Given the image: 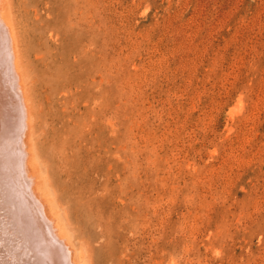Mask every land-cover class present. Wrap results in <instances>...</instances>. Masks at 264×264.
<instances>
[{
	"label": "rangeland",
	"instance_id": "374dc122",
	"mask_svg": "<svg viewBox=\"0 0 264 264\" xmlns=\"http://www.w3.org/2000/svg\"><path fill=\"white\" fill-rule=\"evenodd\" d=\"M14 12L32 163L80 264H264V0H14ZM5 179L0 264H55L48 224Z\"/></svg>",
	"mask_w": 264,
	"mask_h": 264
},
{
	"label": "bare ground",
	"instance_id": "6f19581e",
	"mask_svg": "<svg viewBox=\"0 0 264 264\" xmlns=\"http://www.w3.org/2000/svg\"><path fill=\"white\" fill-rule=\"evenodd\" d=\"M14 15H15L14 0H0V87H1L0 88L1 89L0 94L3 96L2 99H7L8 105L10 104L9 111H6L8 108L7 105H6V107L5 106L2 107V105L0 104L1 105L0 106V110H1V113H0V179L3 180V178L5 179V177L7 178V179H5V181L8 179L9 180L11 179L13 182L12 184L15 183V187H18L17 189L15 188L16 191L18 190L17 193L21 194V195L19 194L21 196V198H22V195L25 197V199H26L25 201L27 202V205H29L27 207H29V210H30V208L32 210V212H29V213L27 212V214L29 215L28 219L29 218L32 219L31 221L33 223L30 221L32 224H34V225L37 224V222L34 223L37 220H40L41 222H43L46 225L48 224L47 225L48 226L47 231L52 233L51 234L52 238L49 237L50 238L49 242L51 243V247L56 248V250L59 251V252L58 251H56V252L60 253V257H58L57 259L55 258L56 260L55 259L53 260L54 257L52 258L49 255L50 254L49 253L48 255L52 258V261H55V264H80V262L76 259L77 257L74 254V251L72 249V246L70 245L69 240L67 241L65 236L62 234V232L59 231L58 220L52 214V212L49 210L48 203L46 202L47 200L45 199L44 194L42 193V191L40 189V183L37 179V176H36V173L34 170V165L32 163V149L30 148L29 143H30V139H31L30 138L31 134L34 133V127H37L36 124H34L35 122H37V120H36V118L35 119L33 118L35 116V113H34V109H33L34 104L30 101L32 99L28 98L29 97V95H28L29 90L27 91V88H29V87H27L28 85L26 83V78H28V77H26L27 69H26V64L24 62V58H23L21 41H20V37H19L18 31L16 28L17 25H16V20L14 18L15 17ZM2 101H4V100H1V102ZM28 116L31 117V120L27 121ZM33 121H35V122L33 123ZM2 145H3V147H2ZM3 175L5 177H3ZM1 183H3V182H1ZM4 184H6V183H4ZM12 188H13V186H12ZM8 190H7V192H8ZM6 194H8V193H6ZM18 198L19 197H17V199ZM14 199H16V198L13 197V201H15ZM5 200H6L5 202H7V199H5ZM19 201H18V203L20 204ZM12 202H9V203H12ZM23 203L25 204V202H23ZM14 204L16 205V203H14ZM24 204H22L21 206H23ZM15 208H17V207L15 206ZM20 210H22V209L20 208ZM25 210H27V208ZM21 212H19V213H21ZM12 213H13V211H12ZM16 214H18V212ZM14 215H15V213H14ZM18 215H21V214H18ZM10 216H12V215H10ZM5 217H6V215H5ZM20 217H22V216H20ZM25 217H26V215H25ZM10 218L12 220V217H10ZM13 220H15V219H13ZM20 220H22V219H20ZM27 220L25 219V221H27ZM30 222H29V224H30ZM1 223H2V221H1ZM39 224H40V222H39ZM16 226H17V224H16ZM23 226H24V224H23ZM31 226L32 225H30V228L33 229L34 227H31ZM41 226H44V225L42 224ZM3 227H5V226L3 225ZM19 227H17V228H19ZM14 228H16L15 225H14ZM24 228H25V226H24ZM41 228H44V227H41ZM37 229L35 228L36 231H38ZM13 230L11 232H14ZM24 230L26 231V229H24ZM21 232H22V230H21ZM26 232H28V231H26ZM19 233H20V231H19ZM33 233H35V232L33 231ZM32 236H34V235H32ZM54 236H55V240L53 239ZM22 237H21V239H22ZM27 238L29 239V237H27ZM42 238H41V240H42ZM39 239H40V237H39ZM39 239H38V243L40 241ZM51 239H53V240H51ZM17 240H19V239H17ZM45 240H43V241H45ZM22 241H23V239H22ZM32 243H30L31 246H32ZM34 243H36V242H34ZM38 243H36V244L39 245L40 243L39 244ZM46 244H48V243H46ZM42 245H43V243H42ZM31 246H30V248H33ZM48 246H50V245H48ZM40 248H41V246H40ZM40 248H38V249H40ZM40 251H42V250L40 249L39 252ZM47 251H49V250H47ZM53 255H55V253ZM56 255H57V253H56ZM36 256L38 257V254ZM51 258L49 260H51ZM41 263H42V261H41ZM39 264H40V262H39ZM51 264H52V262H51Z\"/></svg>",
	"mask_w": 264,
	"mask_h": 264
}]
</instances>
